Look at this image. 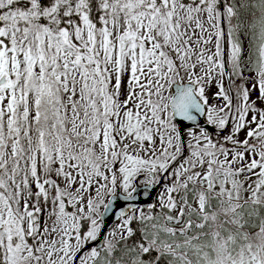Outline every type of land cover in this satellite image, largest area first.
<instances>
[{"label":"snow or ice","instance_id":"snow-or-ice-1","mask_svg":"<svg viewBox=\"0 0 264 264\" xmlns=\"http://www.w3.org/2000/svg\"><path fill=\"white\" fill-rule=\"evenodd\" d=\"M0 264H264V0H0Z\"/></svg>","mask_w":264,"mask_h":264}]
</instances>
